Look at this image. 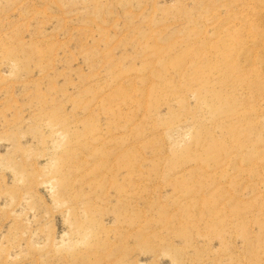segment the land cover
<instances>
[{"label":"rangeland","instance_id":"374dc122","mask_svg":"<svg viewBox=\"0 0 264 264\" xmlns=\"http://www.w3.org/2000/svg\"><path fill=\"white\" fill-rule=\"evenodd\" d=\"M0 264H264V0H0Z\"/></svg>","mask_w":264,"mask_h":264}]
</instances>
